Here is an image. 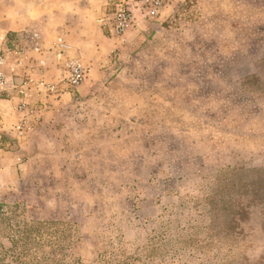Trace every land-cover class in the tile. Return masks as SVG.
<instances>
[{
  "label": "clouds",
  "instance_id": "9594fccd",
  "mask_svg": "<svg viewBox=\"0 0 264 264\" xmlns=\"http://www.w3.org/2000/svg\"><path fill=\"white\" fill-rule=\"evenodd\" d=\"M0 264H264V0H0Z\"/></svg>",
  "mask_w": 264,
  "mask_h": 264
}]
</instances>
